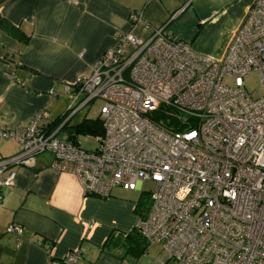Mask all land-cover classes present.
<instances>
[{
	"label": "built area",
	"instance_id": "1",
	"mask_svg": "<svg viewBox=\"0 0 264 264\" xmlns=\"http://www.w3.org/2000/svg\"><path fill=\"white\" fill-rule=\"evenodd\" d=\"M243 19L221 58L194 53L163 27L147 39L122 33L90 74L66 86L82 95L73 114L103 101L95 149L58 137L65 121L56 133L47 121L40 126L46 110L27 126H0V139L20 144L17 155L0 160V207L13 168L51 152L54 167L75 174L87 195L105 199L117 186L155 183L151 208L135 227L148 247L161 246L153 264H264V0ZM251 72L260 98L245 87ZM7 233L20 242L24 228L12 223ZM82 253L48 254L46 264H77Z\"/></svg>",
	"mask_w": 264,
	"mask_h": 264
},
{
	"label": "crops",
	"instance_id": "2",
	"mask_svg": "<svg viewBox=\"0 0 264 264\" xmlns=\"http://www.w3.org/2000/svg\"><path fill=\"white\" fill-rule=\"evenodd\" d=\"M255 0H0V126H27L46 110L48 131L66 115L64 136L88 118L78 92H67L91 73L122 33L147 39L164 31L189 43L194 53L221 58ZM133 13L141 20L133 22ZM16 140L0 139V160L17 155ZM42 152L30 165L15 166L14 184L0 207V264H46L81 249L77 264H153L159 244L148 247L132 232L137 202L111 194L87 195L78 177L54 167ZM24 228L22 240L7 233ZM131 236H128L131 234ZM159 246V247H158ZM145 250L141 251V248Z\"/></svg>",
	"mask_w": 264,
	"mask_h": 264
},
{
	"label": "rangeland",
	"instance_id": "3",
	"mask_svg": "<svg viewBox=\"0 0 264 264\" xmlns=\"http://www.w3.org/2000/svg\"><path fill=\"white\" fill-rule=\"evenodd\" d=\"M226 83L230 87L235 86V81L232 78L225 79ZM245 87L248 92H251L254 98H260L263 95L262 88H261V81L259 80V75L257 72H251L245 78ZM103 105L102 100L95 99L91 101L86 108V112H88V118H98L100 117V110ZM66 123V122H65ZM64 131L61 132L58 137H63ZM81 140V144L84 149L91 150L98 147V139L95 134H87L85 137L79 136ZM142 190H125L123 187L117 186L113 189L112 194L114 195H121L127 196L128 199L136 200L137 202L141 203V208L143 213H148L151 208V192L154 190L155 183L151 181H143L142 182ZM159 247V246H158Z\"/></svg>",
	"mask_w": 264,
	"mask_h": 264
},
{
	"label": "trees",
	"instance_id": "4",
	"mask_svg": "<svg viewBox=\"0 0 264 264\" xmlns=\"http://www.w3.org/2000/svg\"><path fill=\"white\" fill-rule=\"evenodd\" d=\"M66 118V115L57 119L55 122H53L52 124V129L56 128L57 126L61 125L64 120ZM67 124L65 123L63 125V128L62 129H66ZM104 132V126L101 122V119L98 117V118H95V119H86L85 121H83L82 123H80L77 127L75 128H72L70 129V137L72 138L73 136L75 135H78V134H82V135H87V134H95V135H101L102 133ZM141 201L137 204V212L140 214L139 216L140 217H143L144 215H146L147 213H143L142 212V208H141ZM132 232L134 233H138L139 235H141L139 232L136 231V229L134 228L132 230ZM132 232L131 234H129L128 236H131L132 235ZM142 237V236H141ZM145 250V248H141V251Z\"/></svg>",
	"mask_w": 264,
	"mask_h": 264
}]
</instances>
